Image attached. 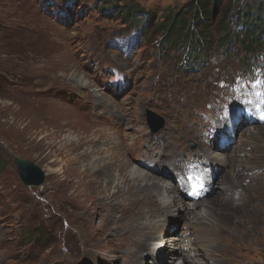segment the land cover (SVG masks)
<instances>
[{
	"label": "rangeland",
	"instance_id": "374dc122",
	"mask_svg": "<svg viewBox=\"0 0 264 264\" xmlns=\"http://www.w3.org/2000/svg\"><path fill=\"white\" fill-rule=\"evenodd\" d=\"M113 1L121 6L137 5L155 18L148 25L150 34L132 41L135 47L129 56L119 53L112 42L117 41L121 50H126L135 22L121 16L120 12L115 14L99 7L96 0H0V264H115L112 259L116 246L121 245L115 237L116 232L104 235L96 244L97 234H93L105 229L111 213L106 217L98 215L99 207L91 202L92 223L85 226L90 235L84 242V233L82 235L79 230L82 222L79 211L66 199L63 193L66 189L61 184L72 168H79L83 163L71 164L62 153L57 156L58 163L52 166L54 157H50L48 147L38 148L31 139L18 136L14 128L6 129V121L13 123L12 111L32 114L34 105L42 106L46 112L55 105L63 106L81 119L80 124L94 120L92 131L106 124L111 130H125L129 135L128 143L135 145L140 144V135L152 133L147 116L150 109L164 120L159 131L170 132L167 140L176 136L168 129L170 124H179L183 129L173 138V142L179 144L177 149L194 150L206 149L205 143L203 147L200 142V132L203 135L214 117L210 103L217 101L220 108L224 107L217 100L221 98L220 94L231 98L234 93L241 99V94L264 93V85H254L252 90L239 85L246 78L239 77V73L246 75L243 69L252 56L235 49L225 54L216 43L217 33L213 28L205 39L204 53L195 52V40L190 48L194 52L172 44L160 47L159 42L164 36L157 30V21L162 20L166 9L177 12L191 0ZM228 1L225 0L222 6ZM233 2L234 14L229 19L233 31L237 30L238 9L264 5V0ZM141 21H144L142 17ZM140 25L138 22L137 26ZM183 34L173 37L174 40L185 44L188 38ZM194 62L203 64L194 66ZM260 63L256 74L262 69L257 76L262 77L264 84L263 58ZM191 66L196 70H187ZM52 78L61 82L52 84ZM30 98L37 101L31 103ZM98 103L104 106L105 112L97 113L95 105ZM195 110L199 111L195 113ZM117 114L126 118L122 125L112 124L113 120L117 123ZM249 127L236 132L233 142L236 147L218 151L229 157V152L238 148L231 153L234 156L230 155L227 166L218 162L225 166H219L216 173L222 179L215 182L211 196L199 201L194 211L215 202L216 210L209 220L214 218L229 233L238 234L243 229V241L254 248L250 254L251 263L264 264V174L249 175L264 169V124ZM248 131L258 133L251 135ZM97 134L101 137L100 132ZM41 136L39 134L34 141L39 142ZM68 136L74 138V135ZM15 155L43 168L45 183L38 187L26 186L13 161ZM162 165L166 166L165 163ZM54 169L60 171L51 174ZM149 174L162 177L157 173ZM53 179L56 180L54 183ZM163 179L177 187L169 177ZM224 187L231 189L223 191ZM83 190L90 194L87 187ZM172 194L168 192L164 204ZM179 213L176 211L174 216H167V219L171 218L170 228L174 225L180 229L184 227L185 220ZM153 246L156 248V244L150 247ZM75 252L77 255L73 254ZM181 260L178 259L177 264ZM150 261L153 262L151 255H147L144 264H151ZM164 261H170V258L166 257ZM210 262L215 264L213 260Z\"/></svg>",
	"mask_w": 264,
	"mask_h": 264
},
{
	"label": "bare ground",
	"instance_id": "6f19581e",
	"mask_svg": "<svg viewBox=\"0 0 264 264\" xmlns=\"http://www.w3.org/2000/svg\"><path fill=\"white\" fill-rule=\"evenodd\" d=\"M50 82L53 84L61 80L52 78ZM38 84H41V81ZM30 99L31 103L37 101L35 98ZM95 107L98 114L105 112L101 104L98 103ZM12 114L13 123L6 121V129L14 128L18 136L31 139L33 145L38 148L48 147L50 157H54L52 166L58 163L57 156L62 153L71 160V164L83 163L79 168H72L68 173L69 177L61 183L67 191L63 193L69 203L79 211V219L82 221L79 230L84 233L82 235L85 243L90 235L85 226L92 223L90 202L99 207L98 215L106 217L111 213L105 229L101 228L93 235L97 234V244L104 235H114L113 232H116L115 237L120 240L121 245L116 246V254L112 259L115 264H144L147 255H151V264H175L180 258L183 260L182 264H210L211 260L215 264H252L250 254L254 248L249 247L251 243L243 241L244 230L238 234L233 231L229 233L218 225L214 218L209 220L215 213V202L199 211H191L186 202L184 203L178 187L174 188L164 181V174L168 170L162 163L174 166L176 156L186 149H177L179 144L173 142V138L183 129L179 124H170L168 128L176 135L171 136V141L167 140L169 131L154 135L148 131L140 135V144L133 145L128 143L129 135L125 130H111L106 124L105 127L93 128L95 131H92L94 120H86L80 124L81 119L63 106L55 105L46 112L42 106L34 105L32 114L26 111L18 113V110L15 113L12 111ZM115 119L117 123L113 120V125H122L126 121L124 116L118 114ZM27 120L29 122L25 123ZM96 131L101 133V137H98ZM256 133L258 132H249L251 135ZM39 134L42 136L39 142H35L34 138ZM65 134L74 135V138L66 137ZM59 139L61 140L58 142ZM211 149L212 145L204 150ZM168 156L174 157L166 160L165 157ZM146 157H155L154 160L158 162L156 171H147L162 177L153 176L146 172V169H142L139 163ZM210 159L215 163L217 173L218 162L226 166L230 155L227 157L212 151ZM57 171L60 169L52 170L51 174H56ZM55 181L53 179V183ZM83 187L90 190L89 195ZM222 189L228 192L231 188ZM169 191L173 193L172 197L164 204L163 199ZM192 205L195 207L196 204ZM176 211L181 213L187 226L181 236L172 232L171 218L167 219L168 215L174 216ZM164 215L166 217L163 219ZM118 228L120 230L117 232ZM235 236L239 237L233 239ZM152 244H156V248L150 247ZM73 254L77 255V252ZM166 257L170 258V261L165 262Z\"/></svg>",
	"mask_w": 264,
	"mask_h": 264
},
{
	"label": "trees",
	"instance_id": "16d2710c",
	"mask_svg": "<svg viewBox=\"0 0 264 264\" xmlns=\"http://www.w3.org/2000/svg\"><path fill=\"white\" fill-rule=\"evenodd\" d=\"M99 2V7L118 13L121 16L131 21L134 25L138 22H143L144 32L149 35L150 30L148 25L154 21V15L140 9L137 5L125 4L123 6L114 4L113 0H96ZM225 0H191L179 11L175 12L171 9H166L162 14V20L157 21V30L163 32L164 41L174 46H178L180 42L174 40L173 37L183 36L188 38L187 45L193 44L195 40L197 46L195 52L198 54L204 53L207 46V34L210 29L217 33L216 43L219 47L230 50L233 46H242L245 51H250L251 47L256 48L263 46L264 40V5L258 4L255 9L246 7L238 9L235 19V24H238L241 29L235 32L230 26V17H233V0H229L222 6ZM221 14V15H220ZM219 16V17H218ZM141 17L144 21H141ZM195 27V28H194ZM196 33L201 34V39H196ZM163 41V42H164ZM199 61V60H197ZM44 240H47L45 237Z\"/></svg>",
	"mask_w": 264,
	"mask_h": 264
},
{
	"label": "water",
	"instance_id": "95a60500",
	"mask_svg": "<svg viewBox=\"0 0 264 264\" xmlns=\"http://www.w3.org/2000/svg\"><path fill=\"white\" fill-rule=\"evenodd\" d=\"M147 115L148 121L154 132L160 130L164 126V120L159 114L151 110H147ZM13 159L19 172L20 178L26 186L38 187L45 183L46 172L43 168H41L31 160L23 159L17 155H15Z\"/></svg>",
	"mask_w": 264,
	"mask_h": 264
},
{
	"label": "snow or ice",
	"instance_id": "6c2138e0",
	"mask_svg": "<svg viewBox=\"0 0 264 264\" xmlns=\"http://www.w3.org/2000/svg\"><path fill=\"white\" fill-rule=\"evenodd\" d=\"M198 190H199L198 185H194V191H198Z\"/></svg>",
	"mask_w": 264,
	"mask_h": 264
}]
</instances>
